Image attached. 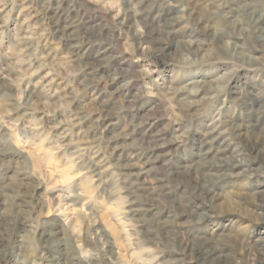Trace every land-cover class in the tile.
Masks as SVG:
<instances>
[{"label":"clouds","instance_id":"obj_1","mask_svg":"<svg viewBox=\"0 0 264 264\" xmlns=\"http://www.w3.org/2000/svg\"><path fill=\"white\" fill-rule=\"evenodd\" d=\"M0 264H264V0H0Z\"/></svg>","mask_w":264,"mask_h":264}]
</instances>
